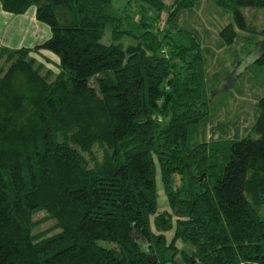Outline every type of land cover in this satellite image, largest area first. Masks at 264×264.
Listing matches in <instances>:
<instances>
[{
    "label": "trees",
    "instance_id": "obj_1",
    "mask_svg": "<svg viewBox=\"0 0 264 264\" xmlns=\"http://www.w3.org/2000/svg\"><path fill=\"white\" fill-rule=\"evenodd\" d=\"M212 1L232 17L218 32L226 45L245 27L240 9L264 7ZM132 2L134 22L113 15L111 0H0L15 15L34 7L50 31L32 48L0 46V264H179L177 254L184 264H264V94L255 138L188 148V126L207 113L202 55L189 32L165 43L162 32L194 0ZM123 19L138 40L101 43ZM259 34L254 63L264 65V26ZM40 49L57 58L54 75L35 59ZM156 172L168 210H156ZM37 212L56 232L33 231Z\"/></svg>",
    "mask_w": 264,
    "mask_h": 264
},
{
    "label": "rangeland",
    "instance_id": "obj_2",
    "mask_svg": "<svg viewBox=\"0 0 264 264\" xmlns=\"http://www.w3.org/2000/svg\"><path fill=\"white\" fill-rule=\"evenodd\" d=\"M172 0H163L166 6ZM126 0H111V13L119 19L128 13L132 21H137L136 4L125 5ZM124 6V7H123ZM245 27L235 28L236 36L230 44H224L218 35L219 30L227 23H233L230 12L217 7L212 0H194L192 6L180 10L173 19L174 27L163 37L169 41L170 37L185 41L180 38L175 30H184L190 33L198 43L202 60L194 66L201 81V97L207 103V113L197 123H192L187 128L185 145L191 148L197 143L217 139H240L245 135L255 138L250 132V127L257 116L256 101L264 94V65L254 63L258 55V43L261 39L259 31L264 26V7H242ZM165 10L160 14L158 27L163 26ZM115 28L118 34L112 33L111 27L106 26L100 38L101 43L114 42L122 46L134 44L140 34V30L131 29L126 19ZM129 26V27H128ZM124 31V32H123ZM115 34L116 37H112ZM160 34V35H162ZM37 61L43 58L34 55ZM51 69L53 75L55 66L44 65ZM52 75V76H53ZM52 76L50 78H52ZM97 159L101 158L102 150L93 148ZM174 178V179H173ZM173 187L178 183V177L173 176ZM157 192V211L168 210L165 196L162 191L159 174L155 175ZM44 212H37L34 220H38L33 229L35 233L44 232L45 235L56 232L52 228V219H43ZM134 238L141 245L144 240L138 234ZM167 238L170 232L166 233ZM100 245L111 246V243L99 241ZM176 246L186 253L190 252L188 243L176 241ZM175 260L179 264L180 256Z\"/></svg>",
    "mask_w": 264,
    "mask_h": 264
},
{
    "label": "crops",
    "instance_id": "obj_3",
    "mask_svg": "<svg viewBox=\"0 0 264 264\" xmlns=\"http://www.w3.org/2000/svg\"><path fill=\"white\" fill-rule=\"evenodd\" d=\"M49 36V28L35 19L34 7L30 6L25 12L17 15L5 12L0 7V46L32 48ZM35 55L41 56L43 61L40 62L49 67L55 66L57 62V58L52 53L43 49L38 50Z\"/></svg>",
    "mask_w": 264,
    "mask_h": 264
}]
</instances>
